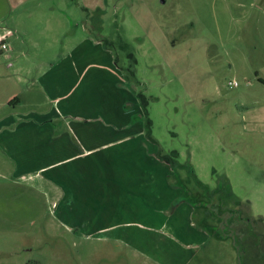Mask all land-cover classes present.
Returning a JSON list of instances; mask_svg holds the SVG:
<instances>
[{"label":"rangeland","instance_id":"1","mask_svg":"<svg viewBox=\"0 0 264 264\" xmlns=\"http://www.w3.org/2000/svg\"><path fill=\"white\" fill-rule=\"evenodd\" d=\"M51 1L114 43L126 76L148 98L156 144L180 152L175 170L186 198L199 207L196 219L209 222V240L183 264H242L237 233L246 263L264 264V131L245 125L241 94L244 77L254 78L246 70L264 63V0ZM13 166L0 150V264H170L126 240L72 232L45 190L13 176ZM237 222L250 228L238 232Z\"/></svg>","mask_w":264,"mask_h":264},{"label":"crops","instance_id":"2","mask_svg":"<svg viewBox=\"0 0 264 264\" xmlns=\"http://www.w3.org/2000/svg\"><path fill=\"white\" fill-rule=\"evenodd\" d=\"M57 3L0 0V150L11 174L44 189L72 232L183 264L209 240V222L157 156L118 51ZM246 71L245 125L264 131V63Z\"/></svg>","mask_w":264,"mask_h":264},{"label":"trees","instance_id":"3","mask_svg":"<svg viewBox=\"0 0 264 264\" xmlns=\"http://www.w3.org/2000/svg\"><path fill=\"white\" fill-rule=\"evenodd\" d=\"M104 41L106 42L107 45H112L113 47H115V46H114V43L111 42V41H109L108 39H104ZM119 45H120V47L123 48V49H126V50L129 49V44H128V42H126V41H124V40H121ZM128 56H129V59L131 60V65L134 66V65L136 64V62H137V59H136L134 53H133L132 51H129ZM132 66H131V67H132ZM139 98H140V105L142 106V109H143V112H144L143 114H144V118H145L144 121H145V127H146V134H147V136H148L151 140L157 142V140H155V139L152 137V124H153V122H152L151 117L148 115V113H149V112H148V109H147L148 98H147V96H146L143 92H139ZM157 156H158L160 159H162V160H164V161L170 163L171 166H172V168H174V169H176V168H178V167H180V166L182 165V164L178 161V157L180 156V152H179L178 150H172V151H170L169 153H163V152L161 151V149H160V150L157 151ZM199 182H200V181H199ZM200 183H201V182H200ZM201 184H202V183H201ZM202 185H203V184H202ZM204 186H205V185H204ZM205 187H206L207 192L210 193L208 187H207V186H205ZM219 191H222V190H221V189H215V190H214L215 193H218ZM212 205H213V207L217 208L216 213H218V214H220L221 216H223V215H222V210H221V212H220L221 206H220V205H215V204H212ZM206 211H207V210H206ZM209 213H210V212H209ZM236 226H237L238 232H239V230H241L243 227H244V228H245V227H249V226H246V224L243 223V222H242V223L237 222V225H236ZM250 226H251V223H250ZM249 228H250V227H249ZM251 230H252L253 233L257 234V232L255 231L256 229H255L254 226H252ZM237 234H238V235H237ZM237 234L235 235V241H236V246H237V248H238L239 259H240V262H241L242 264H247V263H246V249H245V246H244V244H243V241H242V240L239 241V233H237ZM260 241H261V240H260ZM261 243H262V242H261Z\"/></svg>","mask_w":264,"mask_h":264},{"label":"built area","instance_id":"4","mask_svg":"<svg viewBox=\"0 0 264 264\" xmlns=\"http://www.w3.org/2000/svg\"><path fill=\"white\" fill-rule=\"evenodd\" d=\"M3 46H4V47H7V45H6L5 43H4ZM239 84H240V82H239V80H237V79L230 81V85H239Z\"/></svg>","mask_w":264,"mask_h":264}]
</instances>
